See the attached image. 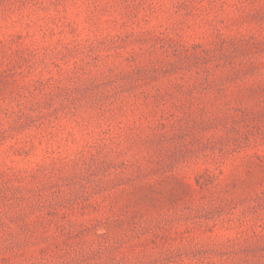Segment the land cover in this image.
<instances>
[{
    "label": "rangeland",
    "instance_id": "1",
    "mask_svg": "<svg viewBox=\"0 0 264 264\" xmlns=\"http://www.w3.org/2000/svg\"><path fill=\"white\" fill-rule=\"evenodd\" d=\"M0 264H264V0H0Z\"/></svg>",
    "mask_w": 264,
    "mask_h": 264
}]
</instances>
